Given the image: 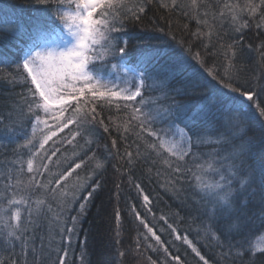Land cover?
Returning a JSON list of instances; mask_svg holds the SVG:
<instances>
[{
    "label": "trees",
    "instance_id": "obj_1",
    "mask_svg": "<svg viewBox=\"0 0 264 264\" xmlns=\"http://www.w3.org/2000/svg\"><path fill=\"white\" fill-rule=\"evenodd\" d=\"M161 3L169 7H161ZM171 3L145 0L141 19L124 20L122 31L112 35L129 41V62L149 49L177 53L184 57L189 75L196 73L211 83L185 96L176 94L183 88L182 78L165 82L170 83L167 87L148 80L143 91L144 110H162L180 102L194 106L212 86L222 87L220 81L229 78L234 85L254 92L255 103L264 107V6L254 15L247 8L249 3L259 5L260 0H196L195 6L193 0H176V7ZM45 7L54 5H39L36 0H0V21L5 29L19 22L29 25L38 14L36 9ZM22 46L23 41L18 43L7 30L0 31V247L4 264H10L12 258L16 264H23L22 256L24 264H59L62 257L65 264H203L176 235L187 237L209 264H264V252L251 251L252 242L264 232L259 171L264 156L261 124L253 123L246 134L231 126L219 130L213 126L205 136L211 142L194 140L189 155L177 160L150 148L155 139L129 122L131 105L136 102H128L130 107L124 108V101L106 104L89 97L91 102L82 111L95 104L100 113L97 120L71 123L61 130L47 143L45 156L38 165L34 163V176L29 179L33 172H27V149L31 153L30 132L37 125V110L28 111L29 89L34 86L17 67ZM197 52L199 60L194 58ZM162 62L157 56L152 65ZM209 69L216 79L208 75ZM39 114L43 118V113ZM71 115L69 109L65 116ZM101 119L104 125L99 123ZM154 128L167 129L168 123L157 122ZM113 139L117 141L115 148ZM128 152L132 153L131 164ZM75 163H81V167L56 189L55 181ZM43 165H47V171ZM177 166L180 173L173 171ZM237 170L241 175H232ZM253 172L251 187L240 191V179ZM25 178L29 184L23 182ZM201 182L231 187L233 207L239 212L221 211L214 194L201 191ZM88 192L92 195L86 199ZM10 199L26 201L19 206L23 245L7 237L12 223L9 217L16 208L8 203ZM243 199L248 203L241 208ZM40 200L44 203L37 214L36 202ZM81 203L85 204L83 213ZM237 216L243 222L239 232L230 230L238 222ZM73 217L77 218L74 225ZM73 227L74 232L66 231ZM69 236L71 244L64 242ZM22 247L27 248V255Z\"/></svg>",
    "mask_w": 264,
    "mask_h": 264
},
{
    "label": "snow or ice",
    "instance_id": "obj_2",
    "mask_svg": "<svg viewBox=\"0 0 264 264\" xmlns=\"http://www.w3.org/2000/svg\"><path fill=\"white\" fill-rule=\"evenodd\" d=\"M146 2L152 3V0H146ZM195 2L196 0H193V6H195ZM36 3L39 5L51 3L54 7L36 9L38 14L29 25L19 22L15 27L5 29L4 22L0 21V31L7 30L10 35L17 38L18 43L23 41V46L19 49L21 55L17 61V67L23 69L26 79L30 80L31 85L34 86L29 89L28 111L32 112L33 108L37 110L35 114L37 125L43 124L45 127H52L48 124L47 119L41 118L39 114L41 112L44 117L54 120L61 130L71 123L79 125L96 121L100 113L97 112L95 104L84 111H82V107L88 105L91 100L100 99L106 104L124 101V108L130 107L128 102H136L131 105L129 122H135V127L139 129L140 133H146L147 136L155 139L156 143L150 144V148L162 150L177 160H184L189 155L194 140L195 143L211 142L205 140V136L213 126L216 127V130L231 126L246 134L250 125L259 123L261 124L260 135L261 138H264V107L255 103L254 96L256 94L254 92L234 85L230 78L227 82L223 79L220 81L222 87L212 86L210 91L199 97L194 106L180 102L162 110H144L146 101L143 99V91L148 80H153V84L159 81L167 87L170 86V83L166 84L165 82L182 78L183 88L177 90L176 94L185 96L189 94V91L198 92L201 87H209L211 83L207 77L201 79L196 73L189 75L184 57L177 53H159L149 49L142 51L134 61L127 60L129 41L120 40L112 33L122 31L124 20L139 21L145 12V0H132L130 4L125 3V0H36ZM160 6L169 7L165 3H161ZM171 6H177L176 0H172ZM260 6H264V0H260L259 5L249 3L247 8L250 14L254 15ZM235 19L236 17L233 16V20ZM9 23L11 24V22ZM242 26L246 27L247 25ZM257 27L260 25L258 24ZM51 35L59 38L58 45L49 44L47 38ZM157 56H160L163 62L153 67L152 61ZM194 58L199 60L200 54L195 53ZM0 63H3L2 57H0ZM150 68H152L151 71H149ZM113 75H115V79H113ZM208 75L216 79L212 69L208 70ZM13 79L15 78L13 77ZM138 97L141 99L137 100ZM73 102H75V107H73ZM117 106L119 107V105ZM69 109L72 110V115L65 116ZM61 121L63 122L61 123ZM161 121H167L168 128L156 130L154 125ZM2 123L3 120L0 119V124ZM99 123L104 125L103 119L99 120ZM104 131L108 132L109 127L105 125ZM54 135H56L54 130L51 135H45L39 147L43 149ZM28 143L31 144V141ZM251 143L249 141V144ZM116 144L117 141L113 139L112 146L114 148ZM126 155L128 163L131 164L132 153L128 152ZM100 166L97 164V167ZM43 167L45 171L48 170L47 165H43ZM80 167L81 163H75L71 169L62 174L55 181L56 189L60 188L61 181H66ZM208 167L211 168L212 165L210 164ZM33 171V161L29 159L27 172L32 173ZM173 171L180 173L181 169L177 166L173 168ZM259 171L261 196L264 198V156H261ZM232 175H241V173L237 170ZM224 179L225 177L221 176V180ZM197 180H200L199 176H197ZM253 182L254 172L247 178L242 177L240 191H247ZM228 183L230 185L231 180ZM40 186L43 187V185ZM98 186V184L95 185V187ZM199 186L201 191L214 194L215 203L219 205L221 211L239 212V209L233 207L234 192L231 187L221 183L203 184L202 182ZM95 187L92 191H95ZM64 194L66 195V193ZM91 195L92 192H88L86 199ZM148 199L147 196L144 197L146 202ZM8 203L19 205L26 201L10 199ZM43 203V200L36 202L37 214L40 213V205ZM247 203L248 200L243 199L240 207H246ZM84 208L85 204L81 203V213ZM215 210L214 208L213 214H215ZM117 219H119V213H117ZM261 219L264 220V216H261ZM11 220L13 223L10 224L11 231L7 233V237L20 241L23 245L25 243L24 229H22L19 210L12 212ZM76 220V217L72 218L73 225ZM237 221L230 230L239 232L242 229L243 222L239 216H237ZM66 231L72 233L75 229L74 227L68 228ZM148 231L152 232V229L148 228ZM153 235L155 234L153 233ZM180 238L177 235V239ZM156 239L159 242V237ZM183 241L199 256L203 264H208V261L200 255V252L187 237H184ZM66 243L71 244V236L67 238ZM21 250L27 255L26 247H22ZM258 250L264 252V247H260ZM66 256L67 251L64 252V257ZM175 259L179 261V257H175ZM0 264H4V262L0 261ZM12 264H15V261H12ZM59 264H65L63 257Z\"/></svg>",
    "mask_w": 264,
    "mask_h": 264
},
{
    "label": "rangeland",
    "instance_id": "obj_3",
    "mask_svg": "<svg viewBox=\"0 0 264 264\" xmlns=\"http://www.w3.org/2000/svg\"><path fill=\"white\" fill-rule=\"evenodd\" d=\"M47 39H48L49 44H51L52 46H56V45H58L60 43L59 38L57 36H55V35H51ZM114 76L115 75H113V77ZM42 119H47L48 120V124L51 125L52 127L49 128V127H45L43 124H40V125H35V127L31 130L30 136H31L32 144L29 147L30 150H31V153H29V149H27L28 150V156L27 157L33 161V165H34L35 162L38 165V162H40V159L43 158V156H45L44 149H45L47 143L61 131L60 127H58V125L56 124V122L54 120H52L50 118H46L44 116H43ZM53 130L56 132V135L52 136V138L50 140H48V142L45 144L44 148L41 149L39 147V145L43 141L45 135H51V132ZM33 138H35V141H33ZM35 167H37V166L35 165ZM34 172H33V174H29V179L34 176ZM23 182L29 184V181H28L27 178H25ZM35 182L38 183V180H35ZM10 185L12 186L13 184L11 183ZM19 206H20V204L19 205H15L16 208L12 212H14L16 210L20 211ZM11 214H10V217H9V221H11L13 223V221L11 220ZM20 214H21V212H20ZM176 238H177V235H176ZM181 238L183 240L184 237H181ZM10 241H11V239H10ZM64 242H66V239H64ZM260 247H264V232L252 242L251 251L254 252V253L262 252V251L258 250ZM189 249L192 251V249L190 247H189ZM3 257H4L3 250L0 247V261H2ZM197 257L199 258V256H197ZM21 259H22L23 264H24L23 256H22ZM12 261H15V264H16V259L15 258L11 259L10 264H12Z\"/></svg>",
    "mask_w": 264,
    "mask_h": 264
},
{
    "label": "bare ground",
    "instance_id": "obj_4",
    "mask_svg": "<svg viewBox=\"0 0 264 264\" xmlns=\"http://www.w3.org/2000/svg\"><path fill=\"white\" fill-rule=\"evenodd\" d=\"M186 245V244H185ZM187 246V245H186ZM188 247V246H187Z\"/></svg>",
    "mask_w": 264,
    "mask_h": 264
}]
</instances>
